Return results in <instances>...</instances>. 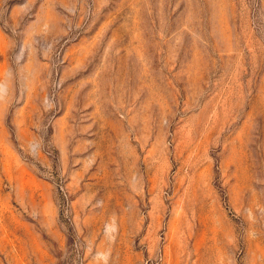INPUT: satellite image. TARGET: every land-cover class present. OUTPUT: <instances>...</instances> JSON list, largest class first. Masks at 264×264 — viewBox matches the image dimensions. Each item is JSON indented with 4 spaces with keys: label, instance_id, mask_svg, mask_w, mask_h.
Segmentation results:
<instances>
[{
    "label": "rangeland",
    "instance_id": "1",
    "mask_svg": "<svg viewBox=\"0 0 264 264\" xmlns=\"http://www.w3.org/2000/svg\"><path fill=\"white\" fill-rule=\"evenodd\" d=\"M0 264H264V0H0Z\"/></svg>",
    "mask_w": 264,
    "mask_h": 264
}]
</instances>
